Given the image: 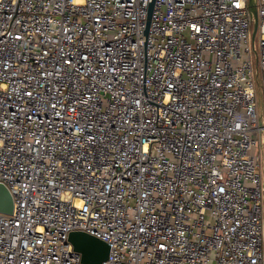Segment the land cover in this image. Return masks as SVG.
<instances>
[{"label":"built area","instance_id":"2783aa9c","mask_svg":"<svg viewBox=\"0 0 264 264\" xmlns=\"http://www.w3.org/2000/svg\"><path fill=\"white\" fill-rule=\"evenodd\" d=\"M255 2L0 0V264H264Z\"/></svg>","mask_w":264,"mask_h":264},{"label":"water","instance_id":"95a60500","mask_svg":"<svg viewBox=\"0 0 264 264\" xmlns=\"http://www.w3.org/2000/svg\"><path fill=\"white\" fill-rule=\"evenodd\" d=\"M152 1L149 4L148 18L151 12ZM248 9L252 14V36L257 25V13L255 0H248ZM13 209L12 196L6 186L0 183V212L11 213ZM67 240L73 250L79 253L81 262L85 264H99L107 258L109 244L104 240L82 230H73L68 233Z\"/></svg>","mask_w":264,"mask_h":264},{"label":"rangeland","instance_id":"374dc122","mask_svg":"<svg viewBox=\"0 0 264 264\" xmlns=\"http://www.w3.org/2000/svg\"><path fill=\"white\" fill-rule=\"evenodd\" d=\"M257 38H258V35L256 33L255 34V42H257ZM260 149H263V144H262V138L261 137H259L258 145L255 148H253V151H254V153H258V151Z\"/></svg>","mask_w":264,"mask_h":264}]
</instances>
